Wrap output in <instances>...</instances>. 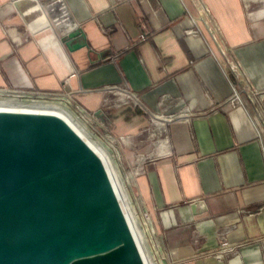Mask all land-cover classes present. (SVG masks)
<instances>
[{"label":"crops","instance_id":"obj_1","mask_svg":"<svg viewBox=\"0 0 264 264\" xmlns=\"http://www.w3.org/2000/svg\"><path fill=\"white\" fill-rule=\"evenodd\" d=\"M38 1L45 12L49 1ZM62 1L88 47L69 51L61 38L72 26L46 16L16 46L0 21V91L135 93L166 122L167 145L134 181L162 260L264 264V0H202L219 33L190 0ZM248 85L262 93L257 107L244 94L241 107H217ZM73 102L97 105L89 95ZM94 129L113 137L97 121Z\"/></svg>","mask_w":264,"mask_h":264},{"label":"water","instance_id":"obj_2","mask_svg":"<svg viewBox=\"0 0 264 264\" xmlns=\"http://www.w3.org/2000/svg\"><path fill=\"white\" fill-rule=\"evenodd\" d=\"M11 1L0 8V21L18 46L38 31L44 14L38 0ZM76 38L82 41L77 43ZM84 39L83 31L77 28L64 35L61 42L69 51H76L88 47ZM88 95L97 105L93 109L85 104L83 108L116 136L132 166L152 158L149 156L154 147L167 145L166 128L151 120L143 107L122 90L83 91L73 98L80 100ZM94 165L104 177L99 188L115 203L100 163L64 124L41 117L0 116V264H56L58 257L70 255L55 252L54 217L64 213L65 202L83 184L77 181V173L88 166L94 169ZM97 247L98 251H73L74 256L84 257L73 264H95L87 257L102 253L104 248ZM127 251L121 247L108 256L117 258Z\"/></svg>","mask_w":264,"mask_h":264},{"label":"rangeland","instance_id":"obj_3","mask_svg":"<svg viewBox=\"0 0 264 264\" xmlns=\"http://www.w3.org/2000/svg\"><path fill=\"white\" fill-rule=\"evenodd\" d=\"M45 12L50 14V19L52 20L58 16V6L48 7L45 9ZM61 102L68 103L75 112L77 104H74L73 98L69 99L68 102H66V99ZM105 134L107 133H103L102 135ZM107 136L108 139L105 141H107L108 146L115 153L117 166L123 175V179L127 181L126 187L130 192L131 201L136 208L137 215L143 223L145 221L148 223L152 231L151 246L155 254L154 260L157 264H166L165 260H162V255L157 244V236L150 223V216L146 213L134 188L135 177L140 172L139 165L142 166L143 164L136 162L132 166L127 158H125L122 151L123 147L116 136L113 135L114 138L112 137L116 141L115 144H112L113 140L111 136L108 134ZM154 149L155 147L151 154H154ZM96 166L94 165V169L89 166L85 167L81 173H77V181L83 184L79 185L78 193L68 198L67 202H65L64 213L54 217L55 221L53 222L52 232H54L55 239H57L54 243L55 252L56 254L60 251L70 252L68 256L65 255L64 257L63 255L62 257H58L56 264H73L74 261L84 258L74 256V253L71 254L73 251L77 253H84L89 249L98 251L97 245H101L104 248L102 253H95L87 257L93 258L95 264H143L133 239L130 238L124 227L117 204L113 203L111 196L106 191L99 188V183L103 181L104 177L102 174H99L97 170L98 166ZM121 247L127 248V253L121 254L117 258L108 256V253ZM66 260L69 261L66 263Z\"/></svg>","mask_w":264,"mask_h":264},{"label":"bare ground","instance_id":"obj_4","mask_svg":"<svg viewBox=\"0 0 264 264\" xmlns=\"http://www.w3.org/2000/svg\"><path fill=\"white\" fill-rule=\"evenodd\" d=\"M48 21L59 28L60 23L63 25L68 23L64 19L50 20L48 15L43 12ZM65 17V16H64ZM121 90V89H120ZM6 96V97H4ZM9 96V97H8ZM13 94L5 95L0 92V116L4 117H32V118H48L58 120L71 131L77 140L86 147L89 153L98 160L109 188L111 189L114 202L117 203L120 214L124 219L126 229L132 237L135 246L138 249L140 260L143 264H157L154 260L155 254L151 246L152 231L146 221L138 217L136 208L131 201V195L126 187L127 181L123 179V175L117 166L115 153L108 146L107 141L97 137L89 128L91 121L89 119H81L70 107L68 103L59 100L45 99H20L21 97ZM138 103L136 100H134ZM147 114V113H146ZM151 120L158 121L164 127L166 122L160 118L150 116ZM162 264V263H161Z\"/></svg>","mask_w":264,"mask_h":264},{"label":"built area","instance_id":"obj_5","mask_svg":"<svg viewBox=\"0 0 264 264\" xmlns=\"http://www.w3.org/2000/svg\"><path fill=\"white\" fill-rule=\"evenodd\" d=\"M49 1V5L48 7H54V6H58V16L53 18L52 20H54V22H56V20H60V19H64L66 23H68L67 25H63V21L62 23H60V28L63 29L64 31L67 30V28H70L72 26V30L77 29L76 26L74 24H72V22L70 21V16L67 12V8L65 6V4L63 3L62 0H48ZM192 2V4L194 5L195 10L197 11V16L199 18V20L205 25V27L214 33H219V26L218 24H216V22L212 19L210 12L207 8V6L203 3L202 0H190ZM44 11V10H43ZM65 16V17H64ZM68 32V31H67ZM248 89L250 90H245V89H239L236 86H232V91L231 94L229 96V98L227 100H225L224 102L218 104V108H225V110H232V109H236L238 107L242 106V97L241 94H244L245 96H247V98L257 107L258 101L259 99L262 97V93L261 92H256L251 90L250 86L248 85ZM123 92H125L126 94H128L133 100H136L139 104V99L137 97V95L135 93L132 92H128L126 90H122ZM1 94H5V95H16L19 96L21 98H34V99H45V100H65L66 102H68L69 99L73 98L74 93L73 92H69L68 94L63 93H54V94H44V93H38V94H32V93H17V92H12V91H0ZM259 110H260V106H259ZM75 113L81 117V119L85 118V119H89V121H91V124H89V129L99 138H101L102 140H106L108 139L107 134L102 135V134H98L97 131L94 129V121L95 119L93 118V115H91L90 112H88L86 110V108H83L79 105L75 106ZM154 235V234H153ZM255 240H249L246 241L242 244L236 245L233 248H228L225 250H221L220 253H224V254H231L235 251V249L237 247L240 246H244V245H249V243L254 242ZM219 253V254H220Z\"/></svg>","mask_w":264,"mask_h":264}]
</instances>
